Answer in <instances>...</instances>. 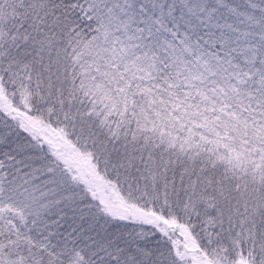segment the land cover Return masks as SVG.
<instances>
[{
  "label": "snow or ice",
  "instance_id": "6c2138e0",
  "mask_svg": "<svg viewBox=\"0 0 264 264\" xmlns=\"http://www.w3.org/2000/svg\"><path fill=\"white\" fill-rule=\"evenodd\" d=\"M0 264H264V0H0Z\"/></svg>",
  "mask_w": 264,
  "mask_h": 264
}]
</instances>
